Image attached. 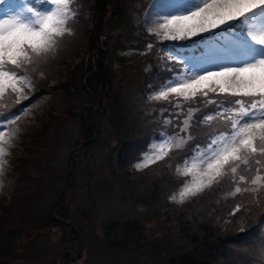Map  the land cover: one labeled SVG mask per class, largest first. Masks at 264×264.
<instances>
[{
  "label": "trees",
  "instance_id": "obj_1",
  "mask_svg": "<svg viewBox=\"0 0 264 264\" xmlns=\"http://www.w3.org/2000/svg\"><path fill=\"white\" fill-rule=\"evenodd\" d=\"M132 1L135 0H97L93 18L94 0H84L86 8H76L78 17L74 23L76 35H80L70 47L77 59L59 64L51 84L39 83L34 78L35 71L50 68L48 61L39 60L35 68L29 66L32 70L27 74L32 80L51 90L53 101L47 110L48 118L60 120L54 128L55 138L68 122L76 126L70 152L78 151L79 159L69 168L68 158L65 169L55 181L52 179V184L44 170L31 166V160L37 158L30 148L18 157L16 180L24 183L26 190L21 192L24 196L14 199L0 194V264L16 259L15 252L21 250V246L13 248L14 244L23 243L22 238L16 239L21 228L15 224V214L29 208L35 218L36 204L45 187L51 185L56 191L52 204L42 217L36 215L40 223L30 226V231L24 234L33 237V233L43 228L54 232L59 246L56 253L64 255V259L68 258V250L76 243L80 246L87 238L95 241L98 253L109 258L114 253L133 255L135 264H256L254 246L264 241L263 233L258 242L260 222L264 220V185H252L250 181L257 175V169L264 175V156L258 157L259 164L253 160L250 166L241 165L236 174L229 169L211 187L183 203L169 199L183 183L176 165L184 153L191 144L204 141L222 127L223 119H214L211 126L205 123L197 126L194 119L189 129L192 139L184 146L173 145L164 159L149 166L141 169L133 166L151 139L165 130L169 134L176 132L164 123L169 111L173 117L180 113L178 119H172V124H178L187 116L189 107L200 109L195 116L202 120L215 106L204 104L198 97V103L179 100L182 109H178L169 103L177 102L174 96L170 95L169 101L151 98L162 78L176 74L181 65L179 60L174 63L165 59L161 45L191 42L161 41L157 35L149 34L141 22V11L148 0H139L138 8L130 4ZM199 50L202 51L201 47ZM9 97L10 93L4 95L5 99L0 98V115L19 105L10 102ZM42 124L31 136L41 134ZM182 135L186 137L187 133ZM64 140H60L62 144ZM37 147L45 149L44 145ZM241 175L245 182L240 181ZM59 177L60 184L55 187ZM81 185L92 198L87 214L82 211L79 215L83 226L70 221L75 214L73 198ZM237 186L242 189L240 193H235ZM109 188L117 192V199L127 203V215L111 216L100 222L94 201L99 203L102 198L113 196L114 190ZM237 205L239 211H235ZM60 221L72 222L75 229L69 226L67 230Z\"/></svg>",
  "mask_w": 264,
  "mask_h": 264
},
{
  "label": "snow or ice",
  "instance_id": "obj_2",
  "mask_svg": "<svg viewBox=\"0 0 264 264\" xmlns=\"http://www.w3.org/2000/svg\"><path fill=\"white\" fill-rule=\"evenodd\" d=\"M74 3L76 0H40L38 9L24 5L13 15L0 19V97L8 89L22 93L25 87L33 86L19 70L27 66L35 68L41 57L56 49L62 37L72 34L68 25L77 16L72 9ZM5 6L12 8L11 0H3L0 10ZM160 6L170 10L145 20L149 34L157 35L161 41H190L187 45L162 44L161 53L174 63L179 60L182 67L192 62L196 70L162 78L151 98L169 101L170 95L174 96L177 102L169 103L182 109L179 100L198 103L199 97L204 104L215 107L202 120L195 116L200 109L189 107L187 116L178 124H172V119H178L180 113L173 117L168 109H162L169 111V116L164 118L165 125L175 128L176 132H161L153 147L156 154L146 157L138 167L164 159L173 145L184 146L192 139L189 129L194 119L197 126L199 123L211 126L214 119L224 121L215 133L192 145L191 155L177 167L180 176L190 179L170 199L183 203L187 197L211 187L229 169L236 174L241 165L250 166L253 160L259 164L258 157L264 156V0H164L163 5H153ZM16 7H20L19 3ZM201 45L215 49L209 51L213 55L196 57L194 54ZM152 47L150 43L148 48ZM188 51L193 55L188 56ZM23 111L18 108L0 115V164L6 163L2 159L7 155L5 145L12 139L4 126L8 121L14 122ZM256 171L250 183L262 186L264 175H260L259 169ZM240 181L245 182L246 178L241 175ZM241 191L239 186L235 188V193ZM239 210L237 205L235 211ZM260 223L264 226V220ZM254 247L256 264H264V241Z\"/></svg>",
  "mask_w": 264,
  "mask_h": 264
},
{
  "label": "rangeland",
  "instance_id": "obj_3",
  "mask_svg": "<svg viewBox=\"0 0 264 264\" xmlns=\"http://www.w3.org/2000/svg\"><path fill=\"white\" fill-rule=\"evenodd\" d=\"M11 3L12 8H8L7 6H5L4 9L0 10V19H4L7 16L13 15L15 11H19L24 5L33 6L37 9L41 7L40 3H30L29 0H11ZM17 3H19L20 5L19 8L16 7ZM139 3V0L130 2V4L136 8L139 7ZM160 3L163 5L164 0H148L147 6H145L141 11L142 26L147 31H149V26L144 23L145 20L152 19L161 15L162 12L170 10L166 6L153 7L154 4ZM0 4H3V0H0ZM74 4L75 6L73 8V11H76V8H86L84 0H76V3ZM76 12L78 14V11ZM77 17L78 16H76L75 20L69 21L68 26L71 28L72 34L62 37L60 39V43L57 45L54 51H51L40 58V60L48 61L50 68H45L43 70L41 69V71L34 72V78L39 83L51 84L54 81L53 77L56 76V72L59 69V64H62L64 61L72 60V58L77 59V56L73 54L72 48L70 47V45H75V41L78 40V37L80 35V33L79 35H76L78 33V29L76 28L74 23L77 20ZM200 47L202 49V52L200 50L196 52L194 54L196 57H210L213 55V53L209 51H215V49H208L203 45H201ZM191 55L193 54L188 51V56ZM189 69H191L192 71L196 70V68L193 67L192 62H189L187 67L180 66L179 72L188 71ZM31 70L32 69L29 66L19 70L22 71L24 75H26L30 79L33 85L31 88L25 87L22 93H14L11 91V89H8L5 92V95L10 93V97L8 98L10 102L19 104L15 109H13V111L18 108H23L24 111L19 114L18 118L14 122L8 121L4 126L6 134L12 136L10 144L5 145V148L7 149V155L2 158L3 161H6V163L0 164V194L4 195V198L12 197L14 199L24 196V194L21 193L26 190L23 189L24 183H17L16 180L18 157H20L24 150L30 148L29 150L33 152V156L37 158L36 161L31 160V166L36 165L37 167L44 170L49 183L52 181V179L56 180L57 176L62 173V171L65 169V163L68 158L70 160L69 168L72 167L75 159H79L78 151L70 152L72 150L71 148L74 142L72 135L74 132L73 127L76 126L71 122H68V126H62L58 138H55L54 128L57 127L60 120L58 118H48L50 115L49 113H47V110L49 109V106L53 101L51 90H46V86H41L37 84L35 80H32L31 76L27 74ZM47 70L49 71L46 72ZM18 97H20L21 99L18 100ZM24 97H29L30 99ZM0 98H4V96ZM41 122H43V124L39 128L41 130V134L31 136L34 132V129L38 125H40ZM70 132L71 135L69 134ZM160 138L161 136L159 135L157 138L151 139L149 141L147 148L142 152L140 159H138L134 163L133 166L135 169L143 168L144 166L138 167V164H142L145 161L146 157L151 158V156L156 154L153 152V147L155 146V142ZM60 140H64V143L62 144ZM56 141L57 148L54 146ZM38 144L41 146L44 145L45 149H39L37 147ZM190 155L191 153L189 152V150L185 152L182 156L181 162L179 163V165H176V167L182 166L184 159ZM59 179L60 177L58 178L57 183H55V187L59 186ZM182 179L184 183L190 178L182 177ZM54 181L51 183L53 184ZM182 184L170 194V197L179 193ZM45 188L46 190L44 194H42L39 202L36 204L38 208V212L36 213V215H38L39 217H42L45 211H47V209L50 207L56 193V191L54 190V185ZM84 189L85 186L81 185L76 190L75 196L73 198L75 212L74 209L72 210V213L75 214L70 220L73 223H78L80 226H83V222L81 221L79 215L82 211L87 214L88 206L90 204V201L92 200L91 196L85 194ZM109 189L114 190L113 188ZM117 195V192L114 190L113 196L102 198L99 203L97 202V200L94 201L95 211H97L96 208L98 206L99 219L97 221L104 222L106 221L105 218L111 216L118 217L121 215H127V203L121 202L119 199H117ZM188 198H190V196L186 199ZM67 201L68 200L64 198L65 204H67ZM36 215L35 218L32 217L31 210L29 208L19 211L15 214V224L16 226L21 228V233L17 234L16 239L22 238L23 243L22 245H13V248L21 246V250L19 252H15L14 258L17 257L16 259L11 260L6 264H38L37 260L44 261L43 264H67L69 258L79 259V261L81 260L79 264H135V260L132 261V258H135V256L133 255L129 256L125 253H114V256L112 258H109L104 253H98V251H96V248L98 246L96 245L95 241L89 240L87 238H84V240L80 244L79 255H76L78 247L74 245L73 249L71 248V250H68V258L64 259V255L58 256V253H56V251L59 249V246L55 241L56 236L54 232L48 231L43 228L38 232L33 233V237L24 234L25 232L30 231V226L33 227V225L38 224L39 220L38 218H36ZM60 222L63 224V226H65L67 230L70 229L69 226H72L71 228L75 229L73 227L75 226V224H73L72 222H70L71 224L66 221ZM95 226L97 227V224ZM22 229H24V231H22ZM262 234L263 230H261L258 234V241L261 239ZM27 258H30L31 260H26Z\"/></svg>",
  "mask_w": 264,
  "mask_h": 264
},
{
  "label": "water",
  "instance_id": "obj_4",
  "mask_svg": "<svg viewBox=\"0 0 264 264\" xmlns=\"http://www.w3.org/2000/svg\"><path fill=\"white\" fill-rule=\"evenodd\" d=\"M96 2H97V0H94V8H93V11H92V18H93L94 14H95V11H96Z\"/></svg>",
  "mask_w": 264,
  "mask_h": 264
},
{
  "label": "flooded vegetation",
  "instance_id": "obj_5",
  "mask_svg": "<svg viewBox=\"0 0 264 264\" xmlns=\"http://www.w3.org/2000/svg\"><path fill=\"white\" fill-rule=\"evenodd\" d=\"M73 262H75V259H71V261L68 262V264H73Z\"/></svg>",
  "mask_w": 264,
  "mask_h": 264
}]
</instances>
